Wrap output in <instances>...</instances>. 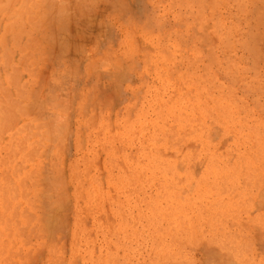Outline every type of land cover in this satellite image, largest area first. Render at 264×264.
I'll return each mask as SVG.
<instances>
[{
    "label": "rangeland",
    "instance_id": "rangeland-1",
    "mask_svg": "<svg viewBox=\"0 0 264 264\" xmlns=\"http://www.w3.org/2000/svg\"><path fill=\"white\" fill-rule=\"evenodd\" d=\"M0 264H264V0H0Z\"/></svg>",
    "mask_w": 264,
    "mask_h": 264
}]
</instances>
